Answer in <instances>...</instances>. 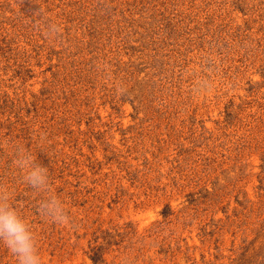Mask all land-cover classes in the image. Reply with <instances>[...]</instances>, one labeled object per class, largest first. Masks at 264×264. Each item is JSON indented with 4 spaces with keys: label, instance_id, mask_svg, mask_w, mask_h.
Wrapping results in <instances>:
<instances>
[{
    "label": "rangeland",
    "instance_id": "1",
    "mask_svg": "<svg viewBox=\"0 0 264 264\" xmlns=\"http://www.w3.org/2000/svg\"><path fill=\"white\" fill-rule=\"evenodd\" d=\"M0 196L43 264H264V0H0Z\"/></svg>",
    "mask_w": 264,
    "mask_h": 264
},
{
    "label": "clouds",
    "instance_id": "2",
    "mask_svg": "<svg viewBox=\"0 0 264 264\" xmlns=\"http://www.w3.org/2000/svg\"><path fill=\"white\" fill-rule=\"evenodd\" d=\"M18 164L26 170L24 179L34 189L51 190L48 169L35 163L30 153L19 154ZM41 208L55 223H69L65 204L58 196L50 195ZM0 243L17 258L18 264H43L34 230L6 196H0Z\"/></svg>",
    "mask_w": 264,
    "mask_h": 264
},
{
    "label": "trees",
    "instance_id": "3",
    "mask_svg": "<svg viewBox=\"0 0 264 264\" xmlns=\"http://www.w3.org/2000/svg\"><path fill=\"white\" fill-rule=\"evenodd\" d=\"M93 255L91 256L92 260L95 264H98L102 261L104 248L102 246H94L92 248Z\"/></svg>",
    "mask_w": 264,
    "mask_h": 264
}]
</instances>
